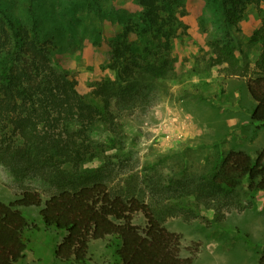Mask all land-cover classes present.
Masks as SVG:
<instances>
[{"label": "rangeland", "instance_id": "374dc122", "mask_svg": "<svg viewBox=\"0 0 264 264\" xmlns=\"http://www.w3.org/2000/svg\"><path fill=\"white\" fill-rule=\"evenodd\" d=\"M55 4L57 22L47 21L55 36L54 63L76 81L80 95L92 97L98 84L115 78L109 43L123 34V11L139 7L134 0ZM28 5L0 0L2 10L17 16ZM98 5L117 12L113 22L97 15ZM176 11L182 26L172 40V70L156 83L153 100L118 111L112 124L92 126L71 157H57L53 166L14 173L0 162V201L12 202L27 190L45 200L60 188L101 182L112 193L149 204L161 225L180 236L181 255L191 264H264V193L249 191L246 182L234 191L213 182L229 152L255 158L264 150V125L250 120L255 104L246 86L261 52L254 33L264 20V2L246 4L233 25L213 0H183ZM224 45L247 66L246 77L231 76L226 64L215 63ZM22 211L35 228L24 234L18 264H69L54 256L62 235L42 226L37 209ZM134 223L143 227L142 216ZM89 264H115L106 241L90 244Z\"/></svg>", "mask_w": 264, "mask_h": 264}, {"label": "trees", "instance_id": "16d2710c", "mask_svg": "<svg viewBox=\"0 0 264 264\" xmlns=\"http://www.w3.org/2000/svg\"><path fill=\"white\" fill-rule=\"evenodd\" d=\"M213 1L229 25L240 20L246 4L264 2ZM27 2L21 16L0 8V162L14 173L53 166L63 155L70 158L72 148L84 141L92 126L112 124L118 111L153 100L156 83L172 70V40L182 26L176 10L183 0H134L139 10L123 11L118 21L123 34L109 43L114 80L98 84L95 94L85 97L77 92L76 81L54 63L55 36L50 35L47 21L57 22L58 0ZM95 11L110 22L113 14L118 15L99 5ZM254 36L261 52L246 86L255 104L250 120L264 125V20ZM216 55L215 63L226 64L229 75L247 76V66L239 64L229 45ZM213 182L228 191L246 182L249 191L264 193V150L255 158L229 152ZM30 208L38 210L46 230L62 235L54 250L61 262L89 264L90 244L97 241L107 242L115 264L192 262L181 255L180 236L161 225L149 204L95 182L60 188L45 200L27 190L12 202L0 201V264H18L23 259L24 234L35 228L22 211ZM137 215L142 216L143 227L134 223Z\"/></svg>", "mask_w": 264, "mask_h": 264}]
</instances>
